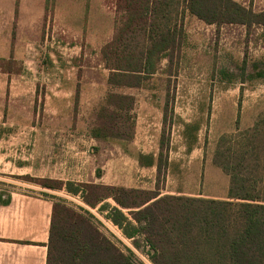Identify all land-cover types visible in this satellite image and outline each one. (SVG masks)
<instances>
[{"label": "rangeland", "instance_id": "374dc122", "mask_svg": "<svg viewBox=\"0 0 264 264\" xmlns=\"http://www.w3.org/2000/svg\"><path fill=\"white\" fill-rule=\"evenodd\" d=\"M235 1L254 12L264 11V0ZM176 7L173 21L182 12ZM182 14L185 35L173 65L163 58L156 73L140 87H115L108 83L110 72L102 49L115 34L120 16L116 0H0V187L5 192L14 184L12 180L55 191V197L73 212L59 216L70 245L95 234L113 242L136 264H154L145 235L129 238L128 226L112 221L111 208L118 207L112 198L92 207L84 197H94L96 190L84 187V194L75 195L65 187H51L57 186L51 180L67 179L107 185L110 176L103 166L108 161L120 168L116 175L125 187H148L142 183L136 161L140 152L152 148L158 152L155 189L228 200L230 176L214 164L224 136L228 143L223 148L238 157L231 163L243 161L249 175L260 181L259 188H264V141L259 140L254 149L242 138L230 140L237 128L247 130L264 115V26L207 24L188 10ZM52 89L68 94L64 98L71 95V107L61 102L53 113L46 102ZM110 94L134 95L133 120L127 122L124 138H95L93 129L108 120L99 121V114ZM50 122L60 124L56 130L60 136L85 139L86 156L80 153L84 140L77 145L78 168L86 160L85 173L78 171L76 177L63 179L7 175L11 148L43 147L12 146L9 138L42 136L47 134L42 126ZM162 140L165 147L160 155ZM18 156L23 155L18 152ZM148 160L142 157L141 162ZM120 209L138 226L129 210Z\"/></svg>", "mask_w": 264, "mask_h": 264}, {"label": "trees", "instance_id": "16d2710c", "mask_svg": "<svg viewBox=\"0 0 264 264\" xmlns=\"http://www.w3.org/2000/svg\"><path fill=\"white\" fill-rule=\"evenodd\" d=\"M116 3L120 16L115 34L102 49L110 72L108 83L115 87H140L156 73L163 58L173 65L182 50L185 35L182 12L186 10L207 24L264 26V11L254 12L235 0H116ZM176 6L182 12L173 21ZM140 38L142 43L137 42ZM134 106L133 96L110 94L99 114V121L108 120L93 129V137L124 138L123 130L133 120L130 113ZM130 124L132 127L133 122ZM238 138L257 149V142L264 141V115L252 127L244 131L237 128L230 136L233 141ZM226 143L228 139L224 136L214 164L230 176L228 200L160 196V189L149 191L61 180H51L57 185L51 187H65L75 195L84 194V187L96 190L94 197H84L92 207L112 198L118 205L111 208L112 221L122 228L128 226L125 234L129 238H136L141 232L145 235L154 264H264V188H259L260 181L249 175L243 161L231 163L238 157L234 155L236 152L223 148ZM164 147L162 140L160 155ZM227 152L230 154L226 155ZM142 157H148V163L142 164ZM139 162L152 165L154 158L140 154ZM53 198L56 200L46 264H136L132 256L103 236H82L70 245L59 216L73 212L57 197ZM119 207L129 210L138 226H133Z\"/></svg>", "mask_w": 264, "mask_h": 264}, {"label": "crops", "instance_id": "0c3cea01", "mask_svg": "<svg viewBox=\"0 0 264 264\" xmlns=\"http://www.w3.org/2000/svg\"><path fill=\"white\" fill-rule=\"evenodd\" d=\"M51 91L46 102L47 106L52 108L50 110L53 113H57L61 102L67 104L68 108L71 107V95L69 98H64V96L68 97V94L60 93L59 89H52ZM130 96L134 97V95ZM45 125L47 126L45 127ZM68 127H70V123H68ZM42 128L46 129L47 134L45 132L42 136L9 138L8 141L12 146L19 143L23 146L29 143L43 147H37L36 150L11 148V158L6 162L7 167L10 169L7 175L63 179L64 176L70 177L73 175L76 177L78 171L85 173L86 160L80 161L82 164H79V168L77 162V155H79L77 145L82 138L60 136L56 131L60 128V124L56 122L44 124ZM83 140L84 147H80V150H82L80 153H84V156H86L87 143L85 139ZM45 145L49 147L45 148ZM65 145L68 146L67 150L60 147ZM13 151H15L14 154ZM26 151L32 153H25ZM64 151L66 152L64 153ZM18 152L23 156H18ZM140 153L152 155L154 158V163L148 166L141 165L139 157L136 161L137 171L140 172L142 183L149 184V186L139 184L130 188L154 191L156 189L152 184L155 183L156 178L158 152L152 148V150L145 153ZM103 169L107 177L110 176L107 185L125 187L118 180L119 175H116V171L120 170L118 166L115 167L113 162L110 164L108 161ZM67 181H70V179H67ZM10 182L16 185L11 184L5 192L0 187V264H46L53 215V197L56 192L41 185L23 184L12 180ZM159 191L160 196L182 194L165 191V189Z\"/></svg>", "mask_w": 264, "mask_h": 264}]
</instances>
